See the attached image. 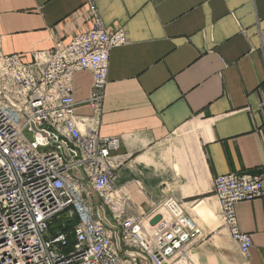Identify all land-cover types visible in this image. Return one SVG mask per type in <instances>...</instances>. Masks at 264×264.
Returning a JSON list of instances; mask_svg holds the SVG:
<instances>
[{
    "label": "crops",
    "instance_id": "1",
    "mask_svg": "<svg viewBox=\"0 0 264 264\" xmlns=\"http://www.w3.org/2000/svg\"><path fill=\"white\" fill-rule=\"evenodd\" d=\"M91 1L107 32L127 37L109 56L99 125L120 141L113 185L127 214L182 203L202 238L169 264H264V199L235 205L252 239L243 255L213 192L214 177L264 164V0ZM91 26L87 0H0L2 51L25 63ZM72 85L74 113L90 118L91 73Z\"/></svg>",
    "mask_w": 264,
    "mask_h": 264
},
{
    "label": "built area",
    "instance_id": "2",
    "mask_svg": "<svg viewBox=\"0 0 264 264\" xmlns=\"http://www.w3.org/2000/svg\"><path fill=\"white\" fill-rule=\"evenodd\" d=\"M92 26L25 63L5 54L0 36V264H169L202 238L174 197L149 219L127 214L113 179L123 159L116 137L99 134L109 56L127 43L123 29L104 28L87 0ZM89 71L88 119L74 113L72 76ZM31 135V137L28 136ZM222 226L243 255L252 247L235 205L264 199V164L256 174L213 179ZM61 227L48 238V229ZM69 232L62 231L72 222Z\"/></svg>",
    "mask_w": 264,
    "mask_h": 264
},
{
    "label": "trees",
    "instance_id": "3",
    "mask_svg": "<svg viewBox=\"0 0 264 264\" xmlns=\"http://www.w3.org/2000/svg\"><path fill=\"white\" fill-rule=\"evenodd\" d=\"M55 221H56V220H54V221L52 222V224L49 226V229H48L49 232H50V230H51V226L53 225V223H54ZM72 223H73V221H72V222H68V223L66 224V226H65L63 229H61L62 231H64V232L67 233V239H68L69 241H72V235H71L70 233H68V232H69V229H70L71 226H72ZM60 227H61V224L59 223L58 227L55 229L54 234L57 232V230H58Z\"/></svg>",
    "mask_w": 264,
    "mask_h": 264
},
{
    "label": "rangeland",
    "instance_id": "4",
    "mask_svg": "<svg viewBox=\"0 0 264 264\" xmlns=\"http://www.w3.org/2000/svg\"><path fill=\"white\" fill-rule=\"evenodd\" d=\"M28 136L31 137L30 134H28ZM173 138H177V136H176V137H173ZM178 139H179V137H178ZM178 139H176V140H178ZM172 140H174V139H172ZM176 143H177V141H174V144H176ZM60 221H61L60 219H57V220L53 223V225L51 226V230H50V232H48V234H47L48 238H51V237L54 235L55 229L58 227Z\"/></svg>",
    "mask_w": 264,
    "mask_h": 264
}]
</instances>
